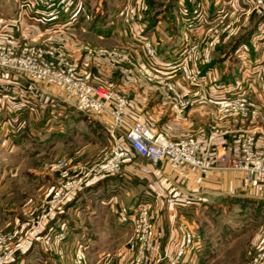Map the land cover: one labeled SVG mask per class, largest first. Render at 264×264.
<instances>
[{"label": "rangeland", "instance_id": "rangeland-1", "mask_svg": "<svg viewBox=\"0 0 264 264\" xmlns=\"http://www.w3.org/2000/svg\"><path fill=\"white\" fill-rule=\"evenodd\" d=\"M70 2L72 14L62 18L59 12L57 20H74L72 30L67 28L69 25L58 24V28L37 33L22 25L23 18L20 16L10 24L0 23V34L9 27L15 35V42L27 50L25 53L41 52L47 62L56 66L61 59H72L74 68L88 82L123 96L129 103L128 111L132 107L134 112L143 115L154 101L157 102L154 107L162 110L176 108L175 113L181 116V120L170 122L165 127L157 126L158 123L148 119L146 114L147 119L141 121L170 138L192 137L190 132H186L189 129H183L182 122L189 117L188 113L194 106L193 97L185 94L182 88L186 80L173 65L186 58L189 70L194 72L201 64L205 66L219 62L217 70L221 75L227 69L225 64L229 60L239 63L240 69L241 61L249 59L250 55H264L259 48L261 35L264 39V0ZM190 8L200 18L192 21L183 18L182 15ZM20 9L19 12H30L29 9ZM149 19L154 23L150 24ZM96 23L99 26L104 23L105 34L98 35L88 30ZM190 23L194 24L192 30L188 28ZM144 32H147L154 48V56L149 55L142 45L146 40L141 39L143 43L140 47L136 44L140 41L139 35ZM4 43L13 47L11 43ZM169 46H175V50L170 52ZM168 57L171 58L170 72L177 75L174 81L164 80L160 77L162 75L156 73L162 70L159 61ZM255 76L256 80L250 81L249 87L258 93L264 88V63ZM208 84L214 88L211 82ZM199 99L206 101L203 96ZM251 101L244 100L237 109L230 107L228 110L222 106L210 109L205 118L244 122L251 126L264 125V115ZM182 103L184 108L181 107ZM66 120L63 127H69V118ZM89 121L92 122V119ZM77 125L78 140L72 144L69 145L68 132V137L63 139L67 142L57 143L42 155L35 153L26 156L19 169L9 171L0 168V237H11L8 248L2 250L4 261H9V264H33L32 259H23V256H27L32 249L44 248L55 264H264V219L255 213L257 210L264 213V188L246 183L240 193L247 192L253 197L237 199L247 200L250 207L242 208L238 204L235 207L226 206L224 202L227 199L219 197L217 209L208 211L207 208L198 207L187 211L190 213L191 228L168 225L170 217L165 201L160 204V210L156 213L158 217H155L153 211L156 209L150 207L149 200H141L137 206L149 205L145 215L146 225L140 222L139 226H129L115 235L117 240H111L108 236L112 229L109 226L111 218L107 216L106 225L99 227V231L94 229L102 238L92 244L86 243L90 247L87 250L78 241H63L62 236L69 238V215L78 221V229L84 227L86 230L88 227L86 213L69 210L74 203L69 195V181L75 179L77 174V178L81 177L79 173L82 168L92 169L113 150V145L107 139L96 137L98 129L92 134L87 131L85 123ZM84 131L89 132L87 143L80 142ZM242 135H251L257 140L255 132H241L239 138ZM93 179L94 176L88 182ZM60 191L61 201L57 199ZM85 191L82 190L79 195ZM98 194L92 192V195H87L86 192L81 204L94 203ZM133 194L120 195L116 205L128 203L136 195ZM187 232L195 234L196 244H182ZM170 234L173 238L169 237ZM208 252H214V256L209 258V255H205Z\"/></svg>", "mask_w": 264, "mask_h": 264}, {"label": "crops", "instance_id": "crops-1", "mask_svg": "<svg viewBox=\"0 0 264 264\" xmlns=\"http://www.w3.org/2000/svg\"><path fill=\"white\" fill-rule=\"evenodd\" d=\"M24 1L0 0V23L10 24L11 21L14 22L21 16L23 18L22 25L33 29L37 33H41L42 30L46 31L48 28H58V24H69L70 20L62 19L58 21L57 19H51L53 15L50 14V11L43 16L35 14L34 11L29 13L19 12L21 10L20 5ZM214 1L218 2V0ZM182 16L185 18L184 14ZM198 18H200V15L197 16ZM104 26H99L96 23L88 30L101 35L105 34ZM9 29V27L3 29L2 34H0V42L11 43L15 48V52L25 53L27 50L15 42V35ZM142 34L139 35L140 41L136 43L139 47L141 46L139 44L141 39H149L146 35L147 32L144 34L145 37ZM262 37L261 35V39L259 38L261 40L259 48H261V53L264 54V39ZM169 47L170 52L175 50V46ZM170 57L167 60L159 61V68L161 67L162 70H158L156 73L162 75L160 77L164 80L174 81L177 75H172V72H170ZM263 57L264 55L262 57L250 55L249 59L241 61L240 69L239 63L236 64L230 60L225 61L227 69L221 75L218 74L217 70L219 62L206 64L205 66L201 64L194 72L205 76V82L200 86H192L185 82L186 84L184 83V86H182L185 94L194 99V106L188 113L189 117L182 122V127L184 130L189 129L186 132H190L191 136L201 143L203 151L222 154L223 152L237 150L240 144L239 133L252 131L256 134L257 151L264 153V125L251 126L246 125L244 122L211 121L209 118H205L207 111L217 109L223 102L234 96H241L244 100H255L251 102L257 105L261 115H264V88L261 92L255 93L249 87L250 81L254 82L256 80L255 74L264 63ZM179 64L173 65L177 73ZM210 82L214 85V88L209 87L211 84L208 83ZM200 96L206 98V101H200ZM156 103L155 101L152 102L150 109L146 110L145 114L148 119L155 120L158 123L157 126L165 127L170 122L174 123L177 119L181 120V116L175 113L176 108L162 110L154 107ZM128 112V116L132 120L145 121L147 119L144 116L145 114H137L132 110V107ZM68 118L69 127H63L62 125L66 124L65 120ZM91 119L92 122L89 121ZM103 121L108 122L110 119L108 117L88 118L79 113L75 108L74 100L55 86L33 83L27 78H21L13 73L0 70V168H4V170L19 169L21 164L25 162L26 156L35 153L42 155L43 152L48 151L57 143L67 142L63 139L68 137V132L69 145L77 141V123H85L87 131L92 134H94L95 129H98L97 133L95 132L96 137L100 140L105 138L113 145ZM87 131L82 133L80 142L85 141L87 143L89 141V132ZM123 132L124 130L119 132V135L122 136ZM244 183L246 182L242 172L211 170L202 173L187 166L173 169L166 161H163L159 168L155 169L146 160L130 153L123 170L119 174L114 177L94 180L89 184L90 187L77 196L76 201L71 204L69 210H80L86 213L88 222L86 230L89 232L83 226H81L82 229H78L80 226L77 225V220L69 215V238L68 236H62L61 239L65 242L69 241V243L70 241H78L87 250L90 247L86 243L92 244L102 238L94 229L99 231V227H104L106 225L105 217L109 216L111 218L109 226L112 229L108 236L111 237V240H117L115 235L129 226L132 227L136 204L141 200H149L150 207L156 209V211H153L155 214L160 210V204H164L165 201L170 217L168 225L174 228L175 226L191 228L189 225L190 213L187 211L195 210L198 207L207 208L208 211L217 209L219 197L226 199L253 197L246 194L247 192L240 193L244 190ZM260 186L264 188V184ZM86 192L87 195H92V192L99 193L96 198L97 201L81 204L85 200ZM133 193L136 195L128 203H123L122 206L116 205L120 195ZM155 217H158V214ZM80 232L82 236H80ZM169 237L173 238L171 234ZM28 258L33 260V264H55L51 254L45 251L44 248H41V250L32 249L27 256H23V259Z\"/></svg>", "mask_w": 264, "mask_h": 264}, {"label": "built area", "instance_id": "built-area-1", "mask_svg": "<svg viewBox=\"0 0 264 264\" xmlns=\"http://www.w3.org/2000/svg\"><path fill=\"white\" fill-rule=\"evenodd\" d=\"M22 9H29L37 15H45L50 11L51 19H57V13L61 17L71 15L73 6L70 0H25ZM39 8V9H38ZM47 10V11H46ZM72 20V19H71ZM69 21V29L72 30V22ZM188 28L192 30L194 24L190 23ZM146 40V39H143ZM143 41L140 42L142 44ZM144 45L147 53L154 56V48L151 41L146 40ZM102 53V52H101ZM76 67V66H75ZM0 70L13 73L18 77L27 78L33 83L55 86L63 90L75 102L76 110L88 118L100 119L108 117L110 121H103L112 142L113 150L99 164L92 169L82 168L78 177V169L74 168L75 179L69 181L70 199H74L79 192L84 190L91 182L105 177H114L119 174L126 163L128 156L146 160L153 168L158 169L163 161H166L173 169L183 166L197 169L202 173L211 170H237L243 173L246 184H264V153L256 149V140L251 135H242L239 148L228 151L225 154H212L204 152L200 142L189 136L170 138L167 135L156 132L144 122L132 120L128 116V101L121 95L107 91L102 86L90 83L80 76L79 71L74 68L72 59H61L59 65L47 62L41 52L23 53L18 55L12 46L0 42ZM154 71V69H153ZM178 72L192 86H200L206 80L188 68L187 60L180 62ZM241 96H234L221 104L224 108H238L243 103ZM184 108V103L181 104ZM122 136L119 132L123 131ZM83 171V172H82ZM94 179L88 182L89 178ZM60 191L57 199H61ZM61 201V200H60ZM149 205L141 204L136 207L133 225H146V213ZM196 236L187 232L182 239V244L191 246L196 244ZM10 238L0 237V264H9L3 260L2 250L8 248Z\"/></svg>", "mask_w": 264, "mask_h": 264}, {"label": "trees", "instance_id": "trees-1", "mask_svg": "<svg viewBox=\"0 0 264 264\" xmlns=\"http://www.w3.org/2000/svg\"><path fill=\"white\" fill-rule=\"evenodd\" d=\"M185 15V18L187 19V20H191L192 21V19H195V18H197V16L195 15V13H194V10L192 9V8H190V9H187V13H185L184 14ZM196 16V17H195ZM149 22H150V24L153 22L152 21V19H149ZM154 23V22H153ZM104 24V23H103ZM102 24V25H103ZM152 26V25H151ZM149 31H151V30H149ZM148 32V31H147ZM145 33V32H144ZM142 36L143 37H145L144 36V34H142ZM247 45V44H246ZM90 186H87L86 188H89ZM85 188V189H86ZM84 189V190H85ZM79 195V194H78ZM77 195V196H78ZM77 196L74 198V200H73V202H75L76 201V198H77ZM225 205L226 206H231V207H235V206H237V204L238 205H241V207L242 208H244V207H246L247 205H248V207H250V203L247 201V200H244V199H237V198H228L225 202ZM264 204H262V206H263ZM261 207V206H260ZM260 209H262V208H260ZM213 210V209H212ZM249 210V209H248ZM217 212V211H216ZM255 213H256V215H258V216H262V218L264 219V213H261V211L259 212V210H257V211H255ZM206 253V252H205ZM204 253V254H205ZM205 255H209L210 257L209 258H211L212 256H214V252H208V254H205Z\"/></svg>", "mask_w": 264, "mask_h": 264}]
</instances>
